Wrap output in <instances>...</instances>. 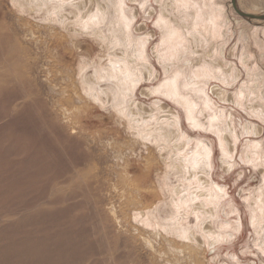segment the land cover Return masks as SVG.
I'll use <instances>...</instances> for the list:
<instances>
[{"label":"rangeland","instance_id":"1","mask_svg":"<svg viewBox=\"0 0 264 264\" xmlns=\"http://www.w3.org/2000/svg\"><path fill=\"white\" fill-rule=\"evenodd\" d=\"M120 1L0 0V263L264 264V21L230 0H122L125 18ZM122 61L133 117L100 94L114 83L88 87ZM197 142L210 158L188 168Z\"/></svg>","mask_w":264,"mask_h":264},{"label":"bare ground","instance_id":"2","mask_svg":"<svg viewBox=\"0 0 264 264\" xmlns=\"http://www.w3.org/2000/svg\"><path fill=\"white\" fill-rule=\"evenodd\" d=\"M45 1H47V0H45ZM50 1V0H49ZM52 1V0H51ZM53 1H55V0H53ZM57 1V0H56ZM58 2L59 3H61V4H64L65 3V0H58ZM121 2H123L122 0L119 2V8H120V12H122V15L126 18L127 17V14H126V10L124 9V6H121L120 4H121ZM44 4H46V3H44ZM67 5V4H66ZM59 6V5H58ZM62 6V5H61ZM57 7V6H56ZM60 7V6H59ZM105 12V11H104ZM101 13V12H100ZM254 14V13H253ZM256 14V13H255ZM105 17H106V14L105 13H101V15L99 14V16H97L96 18H92L91 19V23H92V25H101L102 23H104V21H105ZM95 21H97L96 23H95ZM166 26V28H167V32H169V26L168 25H165ZM165 26H163L164 28H165ZM114 32V31H113ZM108 37V36H107ZM106 37V38H107ZM119 38V37H118ZM2 40H4L2 37H0V42L2 41ZM134 42H135V39L133 40ZM2 43V42H1ZM135 46H137V45H135ZM137 51V50H136ZM133 52V51H132ZM130 62V61H129ZM128 63L126 62V61H122V62H112L110 65H109V68L107 69V68H105L104 69V71H103V75H101L100 73H97L95 76H96V83H94V86H91L90 84H88V87L90 88V89H94V87L95 86H98L99 85V83L100 82H102V81H104V82H112V83H114L112 86H110V88L111 89H108V90H104V92L102 91V89H100V94L101 95H105V96H110V99H113V101H114V105H115V108H117L118 109V112L120 113V114H125V112H127V114H128V117H133L134 115H135V113H134V111L132 110V109H130V110H128V106H127V96H128V94H126V93H124L125 91H128L129 89H131L132 87H133V83H131V82H129V81H126L127 79H128V76H126V74H125V71L127 70V68H125L124 70H123V67L125 66V65H127ZM2 80V79H1ZM24 82V81H23ZM176 83H177V80L176 79H173V80H167V81H165L164 82V84H162L160 87H161V89H163V92H170L172 95H174V97L176 98V100H178V101H183V102H185V104H186V107L187 108H190L192 105H191V103H190V100L188 99V97H186V96H182L179 92H178V89H177V87H176ZM4 84V83H3ZM17 84V83H16ZM24 84V83H23ZM19 87V86H18ZM0 89H1V87H0ZM4 89V88H3ZM2 90V89H1ZM14 90V89H13ZM6 91V90H5ZM16 91V90H15ZM26 91V90H25ZM92 91H94L95 93H97V91H95V90H92ZM17 92V91H16ZM27 92V91H26ZM7 94H9V93H7ZM26 94V93H25ZM11 95L12 94H10V97H11ZM14 96V95H13ZM95 96H98L97 94H95ZM23 97V96H22ZM2 98H5V97H2ZM21 98V97H20ZM9 100H11V99H9ZM13 100H16V97H15V99H13ZM7 101V100H6ZM11 103V102H10ZM9 103V104H10ZM189 111V110H188ZM201 112V111H200ZM217 116L216 115H213V119L214 118H216ZM188 120H189V122L193 125V126H199V122L198 121H196L194 118H192L190 115H188ZM67 123V122H66ZM66 128V127H65ZM73 131V130H72ZM150 134H151V132H149ZM158 137H165V139H166V135L165 134H158L157 135ZM9 139V138H8ZM225 140V139H224ZM223 140V141H224ZM169 141V140H168ZM167 143V142H166ZM226 143H227V141H226ZM207 146V145H206ZM205 145H204V143H202V142H197L196 144H195V146H194V150H192V149H187V159H185V157L183 156V154H184V152H183V154H182V156H180V157H178V158H180V162H182V164L183 163H187L186 164V166L188 167V168H194V167H196V168H198V169H200V168H202L203 167V164H204V162H206V163H208L207 161H208V159L210 158V151H209V149L206 147ZM181 148V147H180ZM190 150L192 151V156H190L189 154V152H190ZM179 160V159H178ZM192 177V176H191ZM123 178V177H122ZM124 181V180H123ZM201 185V184H200ZM213 197V199H215V198H218L216 195H213L212 196ZM185 198V197H184ZM75 205V204H74ZM79 205V204H78ZM81 205V204H80ZM73 208V207H72ZM76 208V207H75ZM82 208V207H81ZM71 209V208H70ZM76 209H78V208H76ZM194 210V209H193ZM196 211V210H195ZM2 212V211H1ZM36 215V214H35ZM2 216V215H1ZM34 217V216H33ZM3 218V217H2ZM36 219V218H35ZM34 219V220H35ZM45 220V219H44ZM80 220V219H79ZM21 223V222H20ZM59 223V222H58ZM44 224V223H43ZM42 224V225H43ZM167 225L169 224V227H168V230L169 231H171L172 233H174V234H176V235H186L187 233H188V230L187 229H183V228H174V227H171L170 225H172V224H174L173 222H172V220H170V219H168V221H167V223H166ZM40 225V224H39ZM41 225V226H42ZM65 225V224H64ZM32 227H33V225H32ZM59 227V226H58ZM57 227V228H58ZM76 227V226H75ZM37 228H39V227H37ZM48 229H49V227H48ZM67 229V228H66ZM32 230V229H31ZM35 230V229H34ZM44 230V229H43ZM37 231V230H36ZM66 231H68V230H66ZM74 231V230H73ZM48 232V231H47ZM57 232H58V230H57ZM70 232H71V230H70ZM30 233H31V231H30ZM30 233H28L27 235H29ZM36 233V232H35ZM56 233V232H55ZM54 233V231H53V234H55ZM67 233V232H66ZM58 234L59 233H57V236H58ZM62 234H63V232H62ZM70 234V233H69ZM69 234H68V237H69ZM204 234V233H203ZM19 235V234H18ZM22 235H24V234H22ZM31 235H33L32 233L29 235V236H31ZM17 236V235H16ZM26 236V235H25ZM56 236V237H57ZM61 236H63V235H61ZM61 236H58V237H60L61 238ZM66 236H67V234H66ZM71 236V235H70ZM81 236H82V234H81ZM23 237V236H22ZM43 237V236H42ZM47 238H48V236H46ZM45 236H44V238H46ZM53 237V236H52ZM55 237V236H54ZM75 238V237H74ZM10 239V238H9ZM30 239V238H29ZM64 239V238H63ZM66 239V238H65ZM68 240H70L71 239V237H70V239L69 238H67ZM84 239V238H83ZM12 240H13V238H12ZM17 240V239H16ZM28 240V239H27ZM50 240V239H49ZM53 240V239H52ZM61 240H62V238H61ZM74 240H76V238L74 239ZM73 240V241H74ZM13 241H15V240H13ZM12 241V242H13ZM34 241V240H33ZM40 241V240H39ZM48 241V240H47ZM46 241V242H47ZM55 241H59V240H55L54 239V242L53 243H55V244H57ZM79 241V240H78ZM11 242V241H10ZM21 242V241H20ZM42 242V241H41ZM63 242V241H62ZM66 242V241H65ZM75 242V241H74ZM19 243V242H18ZM26 243V242H25ZM35 243V242H34ZM69 243V242H68ZM67 243V244H68ZM70 243H71V241H70ZM73 243V242H72ZM77 243V242H76ZM8 244V243H7ZM23 244V243H22ZM43 244H45V243H43ZM49 244H50V241H49ZM61 245H62V243H60ZM78 244H79V242H78ZM31 245V244H30ZM29 245V246H30ZM34 245V244H33ZM41 245V244H40ZM39 245V246H40ZM46 245V244H45ZM73 245V244H72ZM15 246V245H14ZM28 246V247H29ZM41 246H43V245H41ZM40 246V247H41ZM47 246V245H46ZM51 246V245H50ZM56 246V245H55ZM64 246V245H63ZM69 246V245H68ZM74 246V245H73ZM36 247H38V246H36ZM39 247V248H40ZM49 247V246H48ZM54 247V246H53ZM75 247H77V246H74V248ZM16 248V247H15ZM20 248H23V247H20ZM38 248V249H39ZM41 248H43V247H41ZM78 248H80V246L78 247ZM78 248H77V250H78ZM18 249V248H17ZM73 249V248H72ZM5 249H3V251H4ZM14 250V249H13ZM40 250H42V249H40ZM44 250H47V249H44ZM43 250V251H44ZM51 250H52V248H51ZM64 250H65V247H64ZM63 250V251H64ZM67 250V249H66ZM2 251V252H3ZM7 251H8V249H7ZM21 251V250H20ZM20 251H18V252H20ZM32 252H33V250H31ZM56 251L58 252L57 254H59V256H58V258L60 257V255L63 253L62 252V247L60 248V246L59 245H57V247H56ZM9 252H10V250H9ZM55 252V251H54ZM68 252V251H67ZM66 252V253H67ZM70 252V251H69ZM75 252H76V250H75ZM80 252V251H79ZM78 252V253H79ZM86 252V251H85ZM88 252H89V250H88ZM12 253V252H11ZM14 253V252H13ZM38 253H39V251H38ZM65 253V252H64ZM81 253H83V252H81ZM80 253V254H81ZM43 254V253H42ZM53 254H56V252L55 253H53ZM84 254V253H83ZM8 255V254H7ZM10 255V254H9ZM65 255V254H64ZM72 255V254H71ZM76 255L78 256V254H77V252H76ZM85 255V254H84ZM87 255V254H86ZM11 256H12V254H11ZM34 256V255H33ZM37 256V255H36ZM39 256H40V253H39ZM43 256V255H42ZM42 256H40V257H42ZM29 257V256H28ZM56 257H57V255H56ZM69 257V256H68ZM71 257H73V256H71ZM82 257V256H81ZM39 258V257H38ZM43 258V257H42ZM57 258V259H58ZM67 258V257H66ZM65 258V259H66ZM76 258V257H75ZM73 258L74 259V261L75 260H77L78 258H80V257H78V258ZM45 259V258H44ZM46 259H47V257H46ZM51 259H53V258H51ZM50 259V260H51ZM69 259V258H68ZM84 260H85V258H83ZM4 261L6 260V259H3ZM41 260V259H40ZM43 260V259H42ZM50 260H49V263H50ZM53 260H56V258L55 259H53ZM61 260H63V257H62V259ZM61 260H59V261H61ZM72 260V259H71ZM57 261V260H56ZM67 260H65V262H66ZM69 261V260H68ZM73 261V260H72ZM73 261V262H74ZM81 260H79V262H80ZM18 262H20V261H18ZM43 262V261H42ZM53 262V261H52ZM55 262V261H54ZM53 262V263H54ZM23 263V262H22ZM27 263V262H26ZM29 263H30V261H29ZM32 263V262H31ZM57 263H59V262H57ZM62 263V262H61ZM67 263V262H66ZM1 264V263H0ZM25 264V263H24ZM38 264V263H37ZM56 264V263H55ZM65 264V263H64ZM71 264H73V263H71Z\"/></svg>","mask_w":264,"mask_h":264},{"label":"water","instance_id":"3","mask_svg":"<svg viewBox=\"0 0 264 264\" xmlns=\"http://www.w3.org/2000/svg\"><path fill=\"white\" fill-rule=\"evenodd\" d=\"M232 8L234 12L241 18L247 19L249 21H264V14L263 15H254V14H249L245 13L239 10L237 1L236 0H230Z\"/></svg>","mask_w":264,"mask_h":264}]
</instances>
